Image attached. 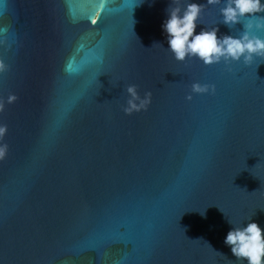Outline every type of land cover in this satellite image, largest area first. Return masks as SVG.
<instances>
[{"label":"water","instance_id":"water-1","mask_svg":"<svg viewBox=\"0 0 264 264\" xmlns=\"http://www.w3.org/2000/svg\"><path fill=\"white\" fill-rule=\"evenodd\" d=\"M200 2L197 31L264 36V11L229 27ZM176 3H0V264H246L223 237L264 226V57L176 60ZM194 80L214 90L186 99ZM128 83L146 109L122 110Z\"/></svg>","mask_w":264,"mask_h":264},{"label":"clouds","instance_id":"clouds-1","mask_svg":"<svg viewBox=\"0 0 264 264\" xmlns=\"http://www.w3.org/2000/svg\"><path fill=\"white\" fill-rule=\"evenodd\" d=\"M218 2L220 0H208L209 4ZM203 7L200 0H184L183 7L179 3L166 6V15L160 26L167 41L166 48L176 60L195 56L208 65L221 60L226 64L233 61L248 63L257 56L264 57V36L257 34L250 22L244 25V30L239 34L229 32L218 35V26L201 27L197 31V21ZM219 11L221 21L231 27L241 17H250L264 11V0H223ZM154 42L162 44L160 41ZM137 88L135 83L124 86L123 91L127 95L122 110L125 113L146 109L151 102V91L145 90L141 95ZM210 88L214 90V85L194 80L186 99H191L193 92H205ZM5 128L6 125H0V136ZM6 150V144L0 145V157H3ZM227 222L231 227L224 235L223 242L230 247L233 256L245 260L246 264H264V226L251 217L240 225H233L228 219Z\"/></svg>","mask_w":264,"mask_h":264},{"label":"snow or ice","instance_id":"snow-or-ice-1","mask_svg":"<svg viewBox=\"0 0 264 264\" xmlns=\"http://www.w3.org/2000/svg\"><path fill=\"white\" fill-rule=\"evenodd\" d=\"M2 2H3V0H0V3H2ZM4 70H5V61L4 60H0V72H3ZM8 99L11 100L12 97L10 96ZM2 107L3 106L0 105V108H2ZM0 125H5V124L0 123ZM6 130H7V128L4 129L2 136L6 133ZM2 136H0V137H2ZM0 145H3V144H0ZM6 154H7V150H6L5 154L3 155V157H0V159H3L6 156Z\"/></svg>","mask_w":264,"mask_h":264}]
</instances>
